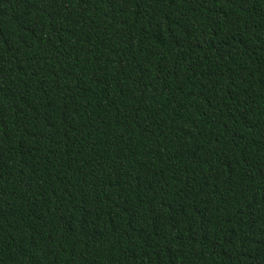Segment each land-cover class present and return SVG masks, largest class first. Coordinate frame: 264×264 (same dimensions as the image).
I'll use <instances>...</instances> for the list:
<instances>
[{"label":"trees","instance_id":"obj_1","mask_svg":"<svg viewBox=\"0 0 264 264\" xmlns=\"http://www.w3.org/2000/svg\"><path fill=\"white\" fill-rule=\"evenodd\" d=\"M0 264H264V0H0Z\"/></svg>","mask_w":264,"mask_h":264}]
</instances>
